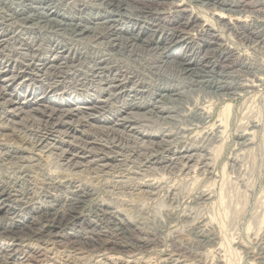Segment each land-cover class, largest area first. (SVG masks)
<instances>
[{"label": "rangeland", "instance_id": "374dc122", "mask_svg": "<svg viewBox=\"0 0 264 264\" xmlns=\"http://www.w3.org/2000/svg\"><path fill=\"white\" fill-rule=\"evenodd\" d=\"M20 1L27 3L0 0V16L10 15L11 4ZM226 1L141 3L144 16L170 25L164 34L173 29L184 36L178 44L163 41L169 48L163 56L156 45L147 51L122 44L115 53L102 36L98 41L43 37L110 53L107 74H116L114 61L134 70L139 76L134 81L142 83L138 99L150 100V108L165 106L158 117L143 108L136 118L120 121L128 116L117 113L123 100L110 97L105 81L83 84L80 75L89 71L78 59L67 64L76 67L73 76L53 79L36 75L38 62L23 64L19 54H27V48H0V264H264V0ZM67 3L72 8L62 12L102 7L101 0H63L62 5ZM120 15L123 28L132 27L129 19L137 21L134 29L145 27L142 41L156 29L141 14L144 18ZM176 19L188 25L181 27ZM186 42L210 74L188 78L174 66L181 60L173 54L185 52ZM42 44L45 49L47 42ZM44 49L42 57L53 59ZM20 69L26 73L10 78ZM214 71L232 77L222 79ZM215 78L241 89L231 95L205 86ZM170 84L181 86V97L157 103L162 87ZM132 86L127 84L126 96ZM79 107L82 113L74 110ZM51 109L57 117L50 119ZM197 110L206 119H194ZM113 126L132 131L136 141L106 137ZM42 134L46 142L38 145ZM150 136L164 145L149 146ZM64 151L80 166H67L60 158Z\"/></svg>", "mask_w": 264, "mask_h": 264}, {"label": "bare ground", "instance_id": "6f19581e", "mask_svg": "<svg viewBox=\"0 0 264 264\" xmlns=\"http://www.w3.org/2000/svg\"><path fill=\"white\" fill-rule=\"evenodd\" d=\"M29 1L31 3H29ZM151 1H153V2L154 1H160L161 2V0H101L100 6H102V7L98 8V9H96L94 11L91 10V13L90 12L87 13L89 11L88 10L89 7L85 8L83 10L81 9V11H79V12L78 11L77 12H69V11L62 12L61 10H64V7L65 8L68 7V9L72 8L71 6L69 7L68 3L65 6L62 5L63 0H27L26 4H25V2H21L20 1L22 4H19V5H12L13 4L12 3L11 4L12 7L10 6V8H9V10L11 11V14L10 15L3 14V15L0 16V48L5 50L7 47H9V48H13L12 49L13 51L14 50L16 51V47L18 45H20L22 50H24L23 49L24 47L27 48V54H24V53H20L19 54V55H21L20 56L21 58L24 57L23 61H22V62H24L23 64L30 65L33 62L34 63L38 62V63H36L35 69H34L36 75L37 74H39V75L42 74L43 76H46L47 74H49L51 77H53V79H56V78H64V79H66V76H70V77L73 76L76 71L74 73H72V71L74 70L73 68L76 69V67H68L67 68V64L71 63V62L74 63L75 59L76 60L78 59L79 62L78 61L77 62L79 63V65H81V67L87 68L88 71H89L88 74L80 75V76H82L81 78H83V80H85V82L83 84H86V82L90 81V80H94V81L95 80H97V81L100 80L101 82L105 81V83H107V89L110 91V93L112 92L110 97L112 96V99L115 100L117 103H119V101H121V99L123 100L124 104H123V106L121 108L118 109L117 113L121 114L123 112V113H125L128 116L125 117V119H121L120 121H125V120L127 121L128 120L127 118H131V116H132V118H136V116L140 113L141 110H143V108L144 109L145 108H149V110H147L148 115H150L152 117L153 116L155 117L157 115V117H158V115H160L161 113L164 112V110H166V109H164L165 106L164 107H154L153 106V107L150 108V106L152 105L151 102H148L150 100L147 101V99L140 98V97H139L140 99H138V96H140V94H142V90H141V92L138 90V88H140V87L142 88V83L140 82L141 84L139 85L137 83L138 81H134L135 79L137 80V78H139V76H136L134 73H132V71L134 72V70H130L129 68H125L126 66L122 67V64L120 62L114 61L115 63H113V64L115 66H117V64L119 65L118 68L116 67L117 69L115 68L116 74L114 76H109L111 74H107V72L109 73L110 69L107 72L105 70H107L106 69L107 66L109 68V64H111L110 61H112V59L110 60V58H108L110 60L109 62L107 60V57H110V55H111L110 53H107V54L105 53V55H101L100 52H104V51L100 50L99 48H96L94 46L85 47L86 50L83 51V50L79 49L76 46V44H73V46L75 47L74 48L71 45L68 46L66 44H62L57 39L56 40H55V38L53 39L52 36L51 37L49 36L48 39L47 38L46 39L43 38L47 34H53V36H55V37L56 36H61L62 39H63V35L66 34L68 36L71 35V37L73 36L74 38L76 37L78 40L79 39H84V38H87V37H88V39H96L97 40V39H99L98 38L99 36H102L101 38H107L108 40H111L112 43H111V45H108V46L110 47L109 49L111 51L115 52V53L117 51L116 50L117 48L121 49L122 44L127 45V47H129V48H131L133 50H136V48H137V50L138 49L145 50L146 48L148 49L152 45H156V50H157L156 53H158L159 55L163 56V54H165L169 50V48H165L167 45L165 43H163V41H166V43H167L170 40H175L176 39L177 40L176 44H178V43H180V41H182V39H184L183 38L184 36L181 35L179 33V31L173 30V29L171 30L172 33L164 34L163 33L164 29H166L167 27L170 26V25H168L167 22H165V24L167 23V27H166L164 24H162L161 19H159V18L156 19L155 17H152V16H150V17H152V18H150V17H147V15L144 16V14L146 12H145L144 8H142V6H140V5H141V3H147V2H151ZM199 1H201V0H199ZM207 1L210 2V3L213 2V3H216V4H218V1H221V2H224V3H228L226 0H207ZM67 2H68V0H67ZM23 3H24V5H23ZM63 4H65V3H63ZM156 4H158V3H156ZM231 7L238 8V4L235 2V3H233L231 5ZM52 10H54V11H52ZM65 12H67V14ZM94 12H96V13H94ZM120 13H121L120 16H124V17H121V18H130V16H133V17L136 16V17H139V18H144V17L145 18H149V20L153 23L152 26L150 27L151 30L153 29V27H155L156 29H155V31L152 30L153 32H151V34H152L151 37L149 36V37H147L148 39L146 38V41H142L140 38H141L142 34H145V32H146L145 31L146 29H144L145 27H141L140 29H134V27H136L138 25V23H136L137 21L135 23H132L131 19H129L130 20L129 24H131L132 27H129V29L123 28L120 25L121 23L119 24L120 21L117 20ZM140 14L143 15L144 17L141 16ZM116 16H118V17H116ZM177 21H180V23L178 25H180L181 27L188 25V22L182 23L180 19H176V22ZM7 23H9V24L6 25ZM101 29H102V31H100ZM29 31H31V32H29ZM25 32H27V33H25ZM33 32H35V33H33ZM38 33L40 34V36L36 35ZM157 34L160 35V36L157 38V41H155L153 38H156ZM27 35H28V37H27ZM22 37L23 38L26 37L27 40H29V41H30V39H32L33 42L36 41L35 42L36 46L31 41L30 42L32 44H29L30 42L24 41V39ZM84 40H82V41H84ZM152 41H155V43H152ZM43 42H47V47L45 49H44V44L45 43L42 44ZM186 45H187L186 46L187 48L185 47V49H186L185 52L183 50H181L179 53L173 54V55H179V58L181 60V63H178L177 65L174 64V66L177 67L179 72L184 73L185 75H188L187 76L188 78H195V77H197V75H200L202 73L210 74V72L207 70V68H204V66L202 67V64L200 62L195 61V59L198 58L199 54L196 55V52H193V51L189 50V49L192 50V48L194 46H192L191 44H188L187 42H186ZM20 47H18V48H20ZM41 48L44 49V50H48L49 54L53 53L54 54L53 59L48 60L46 58H43L42 54H44V53H43V50ZM122 49H123V47H122ZM151 51H153V50H151ZM66 52H68L69 55L71 54V56H73V57L70 58V57L64 56L63 54H65ZM118 53H120V52H118ZM29 54H31V55H29ZM28 57L31 58V59H29ZM155 57H157V56H155ZM70 59H72L73 61L70 62ZM164 60H166V59H164ZM150 63H151V61H150ZM64 65H66V66H64ZM24 66H26V65H24ZM30 66H32V65H30ZM206 66H208V65H206ZM20 68H21V66H20ZM66 68H67V70H66ZM125 69H127V70L124 71ZM158 69H160V68H158ZM161 69H162V67H161ZM83 71H85V70H83ZM10 73H12V74H10V78H11V76L20 77V76H22L23 73H26V70L20 69V70H16V71H11ZM212 74H214L217 77L220 76V77H222V79H225L226 77L228 79V77H230V76L232 77V75H230L229 73L226 74L224 71L223 72L219 71L217 73H215V71H214V72H212ZM132 75H134V76H132ZM28 76H33V74L31 73V75H28ZM211 76H213V75H211ZM90 78H92V79H90ZM120 78H123L122 80H124L125 82L124 83L121 82L123 84H119L120 83L119 82L117 85H113L114 82H115L113 80H117V79H120ZM217 80H216V78L212 79V80H208L206 82L205 86L208 87L209 89H213L214 88L215 91L218 92V93L219 92H222V93H225V94L226 93H230L231 95L234 94L236 91H238V89H241V86L239 84H235L236 82L235 83L233 82L234 84H232V83H226L225 80H224L225 82H223V80H219V79H217ZM48 82H49L48 84L52 86V83H50V81H48ZM240 82H242V81H240ZM103 84H104V82H103ZM127 84H133V86H132L133 88L131 89L132 91L130 92L131 93L130 96H128V95L126 96L125 95L126 93L124 94V92H123L124 89L127 88ZM160 88H161V86H160ZM180 88H181L180 85H177V86H175V85L172 86L171 84L170 85H164V87H162V89L160 90L161 94L158 95L161 100L160 101L157 100L158 101L157 103L161 102V104H164L165 100L168 103H169V101L173 100L174 103H175V101L178 100V99H176V97L177 98H178V96L181 97V93L178 90ZM103 89H104V87H103ZM0 93H1V90H0ZM108 97L109 96H107V98ZM109 101H111V100H109ZM92 104H94V102ZM51 110H52V112H50V114H49V116H50L49 118L50 119L52 118V116H56L55 115L56 111L55 110L53 111V109H51ZM74 110H77V111H79L81 113L83 111L80 107L76 108ZM167 110H168V108H167ZM199 110H201V109H199ZM199 110H197V112H194L195 113V118L194 119H196L197 121H202L203 119H206V115L202 114ZM60 111H61V108H60ZM198 111H199V113H198ZM71 112H74V111H70L68 113V115L69 114H73ZM64 114H65V112H64ZM168 114H169V112H168ZM57 123H58V121H57ZM47 124H48V121L46 122L45 126H47ZM124 125L125 124H123V126ZM52 126L55 127V125H52ZM111 128H112L111 130H107L106 131L107 132V136L106 137H110V135L111 136L116 135V138H117V135H118V138H119L118 141L123 140V139L129 141L131 139H134L133 136H132V133H133L132 131L131 132H127V131L120 132V131L117 130L119 128L116 129L115 126H113ZM133 128H134V126H133ZM45 136H47V135H45ZM45 139L46 138L42 134L41 137L40 136L38 137V140H36V143L38 145L39 144H44V142H46ZM136 139H134V140L136 141ZM144 139H145V137L143 136L142 137V141ZM147 139L149 141L151 140V142L154 141L152 136L148 137ZM244 139H245V137H244ZM33 142H35V140ZM162 142L161 143H159V142L158 143H153L152 142L151 145H149V146H151L153 148L162 147L164 145ZM70 155H66V153L64 151V153L62 155L60 154V158L61 159L64 158L65 160L67 159L66 160L67 161V166H69L70 168H71V165H72L73 168L74 167H79L80 166L79 164L72 163L73 159L71 160ZM72 155H73V153H72ZM73 157H74V155H73ZM183 160H186V162H187V160L189 161V159H186V158H184ZM99 165L101 166V164H99ZM67 169H69V168H67Z\"/></svg>", "mask_w": 264, "mask_h": 264}]
</instances>
